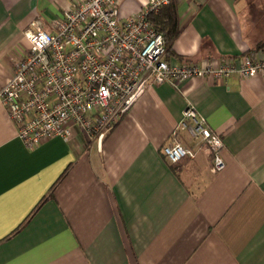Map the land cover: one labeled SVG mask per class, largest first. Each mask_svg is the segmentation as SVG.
<instances>
[{
    "label": "crops",
    "instance_id": "crops-1",
    "mask_svg": "<svg viewBox=\"0 0 264 264\" xmlns=\"http://www.w3.org/2000/svg\"><path fill=\"white\" fill-rule=\"evenodd\" d=\"M68 1L0 0V89L30 21L45 25ZM145 2L120 0V16ZM174 2L170 64L264 58L251 52L264 46V0ZM188 105L221 138L223 169L181 130L196 154L163 159ZM3 109L0 264H264V76L148 87L98 147L74 130L27 150Z\"/></svg>",
    "mask_w": 264,
    "mask_h": 264
},
{
    "label": "built area",
    "instance_id": "built-area-1",
    "mask_svg": "<svg viewBox=\"0 0 264 264\" xmlns=\"http://www.w3.org/2000/svg\"><path fill=\"white\" fill-rule=\"evenodd\" d=\"M169 2L146 0L143 10L121 17L120 0H69L63 14L45 25L30 21L22 33L26 47L11 61L10 78L0 89V104L27 150L49 138L68 140L74 130L98 147L136 99L163 82L264 76V58L167 62L163 36L147 15ZM181 112L163 159L175 164L196 154L180 144L181 130L195 145L208 147L215 171L223 169L221 138L191 105Z\"/></svg>",
    "mask_w": 264,
    "mask_h": 264
},
{
    "label": "trees",
    "instance_id": "trees-1",
    "mask_svg": "<svg viewBox=\"0 0 264 264\" xmlns=\"http://www.w3.org/2000/svg\"><path fill=\"white\" fill-rule=\"evenodd\" d=\"M159 8L160 9L158 10V12L148 13L147 19L151 23L150 25L152 26V28L156 32L162 34L163 44H164V47H166V53H167L168 50L171 49L172 41L174 40L176 36L179 35L178 34L179 33V29H178L179 21L177 18L178 9L176 8V4L174 0H170V2L166 6H161ZM259 50L264 51V46L256 47L255 49L251 50V52L254 53ZM61 176H63V174L60 175V178ZM46 199H48L47 195L43 199L39 200V202L33 209V212H31L26 219H29L35 213V211H37V208L41 204H43V202ZM14 231L16 232L17 229Z\"/></svg>",
    "mask_w": 264,
    "mask_h": 264
}]
</instances>
